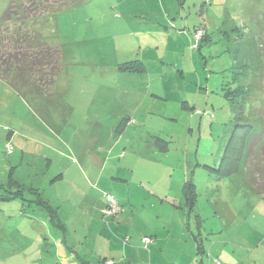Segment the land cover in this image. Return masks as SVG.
Listing matches in <instances>:
<instances>
[{
  "label": "rangeland",
  "instance_id": "rangeland-1",
  "mask_svg": "<svg viewBox=\"0 0 264 264\" xmlns=\"http://www.w3.org/2000/svg\"><path fill=\"white\" fill-rule=\"evenodd\" d=\"M56 1L26 25L53 82L0 78V264H264L260 141L214 173L237 124L264 137V0Z\"/></svg>",
  "mask_w": 264,
  "mask_h": 264
},
{
  "label": "trees",
  "instance_id": "trees-1",
  "mask_svg": "<svg viewBox=\"0 0 264 264\" xmlns=\"http://www.w3.org/2000/svg\"><path fill=\"white\" fill-rule=\"evenodd\" d=\"M49 2L51 0H11L0 17V78L6 80L11 87L17 90L24 89L27 92L37 94L41 92L42 86L53 82V76L59 70L60 53L58 48L50 46L43 37L41 40L37 39L34 44V38L30 36V29L26 26L29 20L36 18L38 9H49ZM54 4H57V7L50 14L59 11L66 4V0H58ZM40 15V17H44L45 12ZM49 15L44 17L46 23ZM9 22L18 23V25L10 27ZM126 66L135 72L146 71L143 61H131L126 63ZM259 134L261 135V132H251L249 125L237 124L230 135L221 164L218 170H214V173L219 177L230 175L233 168L239 166L238 164L242 160L240 151L245 146L246 141L248 143L245 154L247 160L252 153L255 154L254 149L259 141L264 154V137L259 136ZM248 168L251 172L249 174L251 183L264 190V175L260 173L259 176L257 174L259 164H255L252 159H249ZM183 194L187 204L189 203L191 206L194 201V184L187 181L183 188ZM146 236L153 238L154 243L145 246L141 239ZM141 239L139 243L144 248L156 244V238L152 235H143ZM125 242H129L128 237L123 240V243ZM109 261L111 264L115 262L106 258L103 259L104 264H108Z\"/></svg>",
  "mask_w": 264,
  "mask_h": 264
},
{
  "label": "crops",
  "instance_id": "crops-1",
  "mask_svg": "<svg viewBox=\"0 0 264 264\" xmlns=\"http://www.w3.org/2000/svg\"><path fill=\"white\" fill-rule=\"evenodd\" d=\"M188 251L190 252L191 251V249L189 248L188 249ZM152 252L150 251L149 252V255L151 254ZM153 254V253H152ZM184 254V255H183ZM120 258H122V257H120ZM191 258H192V256H191ZM191 258L190 257H188V253L185 251L184 253H179V255L175 258V260L177 261V263H175V262H169L168 261V264H192L191 263ZM151 255H150V261H151ZM109 260H112V259H109ZM173 260V259H172ZM114 264H116V262H114Z\"/></svg>",
  "mask_w": 264,
  "mask_h": 264
},
{
  "label": "built area",
  "instance_id": "built-area-1",
  "mask_svg": "<svg viewBox=\"0 0 264 264\" xmlns=\"http://www.w3.org/2000/svg\"><path fill=\"white\" fill-rule=\"evenodd\" d=\"M116 207H117V205L114 203V204L111 205V207H110L109 209H107L106 211H107V212L109 211V212L114 213V209H115ZM110 209H111V210H110ZM141 242H142L145 246H147V245L153 244V243H154V239L151 238V237L146 236V237H143V238L141 239ZM108 264H111V261H109Z\"/></svg>",
  "mask_w": 264,
  "mask_h": 264
}]
</instances>
